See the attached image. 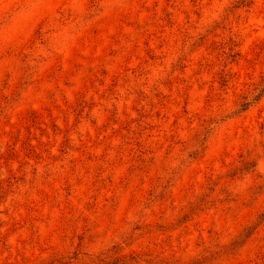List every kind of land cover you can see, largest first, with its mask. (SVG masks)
<instances>
[{
	"label": "rangeland",
	"instance_id": "374dc122",
	"mask_svg": "<svg viewBox=\"0 0 264 264\" xmlns=\"http://www.w3.org/2000/svg\"><path fill=\"white\" fill-rule=\"evenodd\" d=\"M0 264H264V0H0Z\"/></svg>",
	"mask_w": 264,
	"mask_h": 264
}]
</instances>
